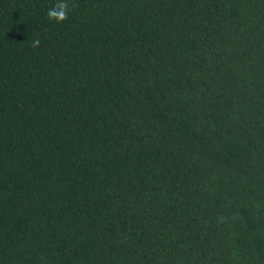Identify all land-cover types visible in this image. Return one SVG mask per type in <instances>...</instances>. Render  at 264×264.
<instances>
[{
	"label": "trees",
	"instance_id": "16d2710c",
	"mask_svg": "<svg viewBox=\"0 0 264 264\" xmlns=\"http://www.w3.org/2000/svg\"><path fill=\"white\" fill-rule=\"evenodd\" d=\"M55 2L0 0V264H264V0Z\"/></svg>",
	"mask_w": 264,
	"mask_h": 264
},
{
	"label": "clouds",
	"instance_id": "9594fccd",
	"mask_svg": "<svg viewBox=\"0 0 264 264\" xmlns=\"http://www.w3.org/2000/svg\"><path fill=\"white\" fill-rule=\"evenodd\" d=\"M71 10L70 0H56L54 5L47 11V18L49 20H54L57 23H62L68 19V15ZM39 45V39L32 42L33 48H38Z\"/></svg>",
	"mask_w": 264,
	"mask_h": 264
}]
</instances>
